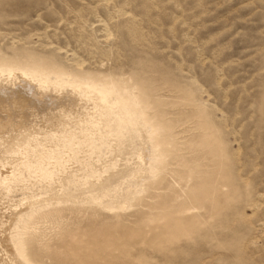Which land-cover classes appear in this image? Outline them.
Listing matches in <instances>:
<instances>
[{"label": "rangeland", "instance_id": "374dc122", "mask_svg": "<svg viewBox=\"0 0 264 264\" xmlns=\"http://www.w3.org/2000/svg\"><path fill=\"white\" fill-rule=\"evenodd\" d=\"M16 68L50 86L7 120L39 128L31 146L0 132V264H26L1 226L39 198L62 203L28 237L35 264H264V0H0V85ZM80 83L112 106L84 110L124 135L82 142L59 106ZM149 128L158 171L130 191Z\"/></svg>", "mask_w": 264, "mask_h": 264}, {"label": "bare ground", "instance_id": "6f19581e", "mask_svg": "<svg viewBox=\"0 0 264 264\" xmlns=\"http://www.w3.org/2000/svg\"><path fill=\"white\" fill-rule=\"evenodd\" d=\"M5 75L9 78L10 86L8 87V86L0 85V110L5 112V116L0 115V132L1 131L4 132L5 128L8 125L11 126L13 124L11 127L14 130H16L17 132H19L20 134L18 136L15 135L16 141L13 142V140H12L9 143L10 145L7 146L6 149L11 147L13 149L11 151H14V149H16L17 146H20V148H28L29 146H31L28 136L31 133H34L35 131L36 132L39 131V128L34 127L33 123L30 126L27 123H24V125H23L19 122L23 126H17V125H19L18 122L17 123L12 122V124H9V122H7V120H9L11 118H13V120H14L15 117L17 116L16 111L18 109H21L20 110L21 116L23 118H25L26 113H28L27 111L36 110V107H40L41 105H44L43 103L39 102L35 97H33L32 92H38L39 93L43 90L44 87L48 88L50 86V81H49V78L47 76H45V74H43L44 77L39 80L37 78V76L34 74V72L23 69V68H16L15 70H13L11 72V74H5ZM54 85L57 88L59 87L58 82H56V84H54ZM81 89H82L81 83L77 84V85H73L74 93L66 95L63 100H60L59 106L61 107L60 109L62 111H64L67 108H70L72 110V112H74L77 115L76 116L77 125L79 126L80 132H82V135L84 137V140L82 142L89 141L90 140L89 137H91L92 135L98 136L100 133V130L102 129V126H104V128L109 130L112 133V135L116 134L117 137L124 135L125 132H127L126 128H125L126 124H124V126L121 125L119 130L113 131L107 123L102 122V126H101V123H99L100 119L97 117L98 115L95 114L96 111L94 109H92L90 111L84 110L85 103L88 102V100L90 98L92 100V103L94 104L93 107H99V108H102L103 110L110 111L112 106L107 99L105 91L88 88L85 90L86 94L84 96H80V90ZM51 95H52V93H51ZM89 96H91V97H89ZM46 98H47V101L51 100L50 99L51 97L48 95H46ZM61 98H62V96H61ZM25 109H27V110H25ZM82 111H84V113L86 112L84 116H82V114H81ZM24 112H25V114H24ZM23 114H24V116H23ZM79 114H81V115H79ZM114 114H115L114 116H115L116 120L117 121L121 120V122H122V119L119 116V114L117 112H114ZM80 116H81V118H80ZM90 117H92L93 119L91 120ZM134 117L135 116L131 111V118H134ZM43 127H45V126H43ZM150 129L151 128L145 129V132H146L148 139L151 141V146H154V147H152L151 149H148L145 146V154H144L145 166L143 167L141 172L138 174V176L134 177L133 179L127 178V180L131 181V183L128 182V184L130 183L129 188H128V190L130 189V191H132L133 188H136L139 185L141 186L142 185L141 183H144L145 180L148 179V177L155 175V173L158 171V165L160 163V158L158 157V151H157V149H155L154 142L152 141V138L150 137ZM7 131H10V130H7ZM100 135L102 136V134H100ZM74 136H75L74 133H67V137L70 140L69 142L81 143L80 140L76 139ZM5 138H4V140H5ZM125 138H127V137L125 136ZM8 141H10V140H8ZM121 141H122V139H121ZM40 143L43 144V140H41ZM86 144L88 145L89 143H86ZM43 146L44 147H42V149L46 148V149L50 150V148H51V146L46 145V144H43ZM11 148H9V149H11ZM6 149H5V151H7ZM9 149H8V151H10ZM35 154H37V153L35 152ZM35 156H38V154ZM52 157H53V155H52ZM147 173H149V176H144V174H147ZM121 178H119V180ZM116 182H118V180ZM112 190L110 192H108L106 198L109 199V201H111V202H116V201H118V203H119V201L121 202L122 200H119V199L123 198V195L121 193L120 187L118 188V186H115L114 189H112ZM128 190H127V192H128ZM139 192H136V193H139ZM67 194H69V192L65 193V195H63V196H68ZM134 195H136V194H134ZM52 199L53 198H39V199H35V200L25 202L20 208L14 209V212H12V215H9L10 217L8 218V220H3V225L1 226L2 229H3V227L11 225L7 229L6 232L9 234L8 235L9 240L15 249L14 254H12V255L9 254V256L13 262H15V260H14L15 256H20L25 261L26 264H35L34 262H32L29 259L28 254L26 253V246L28 243V237H29V235H31V233H34L38 229L39 221L41 219H43V217H44L43 215L45 214V212L51 211L53 209L54 205L57 206L60 203H62L60 199L59 200L56 199L57 201H53ZM122 202H121V204H122ZM66 203H68V202H66ZM72 204H75V203H72ZM125 204H127V203H125ZM125 204L123 206H125ZM24 206H28L29 207L28 210L18 212V210ZM119 207H122V206L119 205ZM14 215H16L15 219L12 220ZM5 217H7V216H5ZM10 221H11V224H9ZM2 244L3 243L1 242V246H2V248H4V246ZM4 249H6V248H4ZM1 252L3 253V255H5V252L3 250Z\"/></svg>", "mask_w": 264, "mask_h": 264}]
</instances>
